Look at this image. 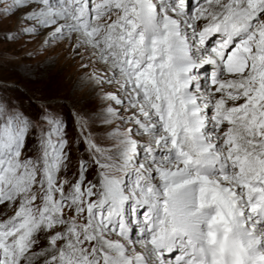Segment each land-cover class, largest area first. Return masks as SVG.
<instances>
[{
	"label": "snow or ice",
	"instance_id": "obj_1",
	"mask_svg": "<svg viewBox=\"0 0 264 264\" xmlns=\"http://www.w3.org/2000/svg\"><path fill=\"white\" fill-rule=\"evenodd\" d=\"M17 12L3 40L63 44L108 103L72 140L0 83V264H264V0H0Z\"/></svg>",
	"mask_w": 264,
	"mask_h": 264
},
{
	"label": "rangeland",
	"instance_id": "obj_2",
	"mask_svg": "<svg viewBox=\"0 0 264 264\" xmlns=\"http://www.w3.org/2000/svg\"><path fill=\"white\" fill-rule=\"evenodd\" d=\"M17 12L10 20L0 23V34L15 30L18 26ZM31 21H24L23 26H29ZM199 27V25H198ZM44 33L35 39L28 35H21L14 41H5L0 36V83L14 84L5 94L27 114L36 118L42 104L51 105L62 118L68 122L69 138L75 140L77 135L75 120L79 112L92 123V131L98 136L103 135L104 126L99 123L100 114L108 103L100 99L101 89L95 88L82 79L83 72L78 62L66 59L67 53L63 44L44 50L41 48ZM49 65H52L49 67ZM205 73H202L204 76ZM210 75V71L206 76ZM107 91L115 89L105 86ZM102 146L108 147L106 140L99 141ZM88 159L83 151V145L73 143L72 160L68 172L69 177L77 172L80 158ZM93 167L88 175L94 178ZM63 175V174H61ZM13 214L7 205H0V220ZM46 246V241L35 249ZM36 264H42L37 261Z\"/></svg>",
	"mask_w": 264,
	"mask_h": 264
},
{
	"label": "bare ground",
	"instance_id": "obj_3",
	"mask_svg": "<svg viewBox=\"0 0 264 264\" xmlns=\"http://www.w3.org/2000/svg\"><path fill=\"white\" fill-rule=\"evenodd\" d=\"M210 71V70H209ZM209 71H205V72H203V73H205V75L204 76H206V73H208ZM137 250L139 251L140 249L139 248H137Z\"/></svg>",
	"mask_w": 264,
	"mask_h": 264
}]
</instances>
